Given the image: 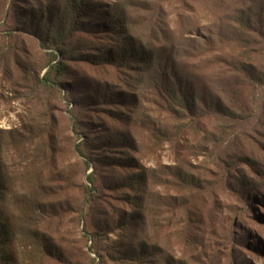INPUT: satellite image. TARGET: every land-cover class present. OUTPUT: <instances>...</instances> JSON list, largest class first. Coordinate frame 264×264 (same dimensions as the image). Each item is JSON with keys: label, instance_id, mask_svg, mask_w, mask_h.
Returning a JSON list of instances; mask_svg holds the SVG:
<instances>
[{"label": "rangeland", "instance_id": "rangeland-1", "mask_svg": "<svg viewBox=\"0 0 264 264\" xmlns=\"http://www.w3.org/2000/svg\"><path fill=\"white\" fill-rule=\"evenodd\" d=\"M96 1H123L132 13L145 8L143 0ZM42 4L49 5L47 0H0V129L24 135L16 150L7 152L19 192L27 189L29 199L39 196L47 203L41 227L52 238L56 257L41 254L39 264H131L107 256L122 235L133 246L156 245L164 252L149 258L154 260L150 264H157L155 260L168 264L164 256L184 264H210L213 257L215 264H229L232 252L242 264H264V89L244 84L226 68L243 52L231 38L224 43L208 41V51L203 50L211 27L233 7L256 4L260 10L264 0L165 2L171 32L185 30L183 38L192 40L190 44L180 40L188 55L187 68L205 80L213 79L212 87L228 80L223 96L241 118L238 124L206 117L197 126L170 114L148 83L138 84L133 77L132 82L131 73L106 64H91L94 58L87 61L78 50L87 45L94 57L102 47L108 50L107 40L68 38L69 53L57 86L36 85L35 78L48 70L47 53L53 50L34 36L13 30L21 27L25 9ZM39 26L32 28L38 32ZM9 30L13 37L7 36ZM55 53L62 57L61 51ZM255 58L264 71V53L259 51ZM129 81L138 89L134 91L133 84L127 87ZM119 93L126 98L123 106L121 99H110ZM131 94L141 98L139 104L129 105ZM148 128L171 132L169 141ZM32 130L37 135H30ZM242 130L250 134L244 137ZM129 139H134L132 146ZM108 141L115 144L112 151L104 147ZM240 156L256 160L259 173L238 163ZM108 164L111 167H105ZM236 171L253 178L255 189L249 195L228 184ZM89 174L95 181L92 186L87 183ZM125 214L139 216L140 221L135 230L123 234L117 217ZM191 214L194 223L188 233L192 240L197 238V245L186 246L182 230Z\"/></svg>", "mask_w": 264, "mask_h": 264}, {"label": "trees", "instance_id": "trees-1", "mask_svg": "<svg viewBox=\"0 0 264 264\" xmlns=\"http://www.w3.org/2000/svg\"><path fill=\"white\" fill-rule=\"evenodd\" d=\"M47 1L48 6L43 7L42 4L36 8L25 9L24 15L20 16L21 27L17 26L13 30L32 35L42 45L48 44L47 47L53 50L47 53L48 61L45 68L48 70L41 78L40 76L35 78L36 85L48 88L57 86L58 79L64 72L63 62L69 53L66 50V40L70 37L86 35L92 42L107 40L110 45L108 50L104 47L99 49L94 57L88 54L91 51L89 46H80L78 50L84 53L83 57L87 61L94 58V61L89 63L106 64L116 71L131 73L130 81L132 82L133 77L138 79V84L148 83V87H153L165 102L168 112L178 116L180 120L193 122L192 124L196 126L201 119L206 117L231 119V123H240L241 118L236 109L230 107L223 96L228 80L218 85L217 88L212 87L211 84L215 83L213 79L205 80V77L194 73L192 68H187L189 66L186 60L188 55L181 47L180 40L189 44L192 40L183 38L185 30L184 32L182 30L171 32L165 22L167 13L164 4L167 0H143L145 8L136 9L140 13L136 11L132 13L133 11L128 10L123 1L103 4L96 0H60L57 5L52 3L53 0ZM249 1L252 2V0ZM255 6L250 4L245 7H233L224 20H220L219 24L211 27L209 31L212 35L205 38L207 44L204 45L203 50L208 51V41L209 43L213 40L224 43L231 38L234 44L240 45L243 52L239 53L240 58L232 57L226 63V68L235 72L244 84L255 89L258 87L264 89V71L255 61L259 51L264 53V41L257 38L264 37L262 21L264 7L258 10ZM36 23H41L38 32L32 28ZM13 31L9 30L7 36L13 37ZM56 50L61 51V58L55 53ZM220 70H223V67ZM130 81L127 86L129 88L132 84L135 85ZM132 89L135 91L138 88L135 85ZM114 96L121 99L120 105L123 106V101L126 100L123 94L113 95L110 99L113 100ZM129 99V105L135 106L140 103L141 98L131 94ZM110 103L115 105L114 102ZM243 107L245 111L249 109L246 106ZM130 111L133 110L130 109ZM148 130L153 131L152 135L155 137L163 135V139L169 141L168 137L171 132L162 133L160 129L155 128H148ZM252 131L255 134L258 133L255 126L252 127ZM13 132L0 129V264H39L38 260L42 256L56 257L52 238L41 227V221L45 219L41 218V215L47 203H42L39 196L29 199L27 189L22 188L23 190L19 192L17 188L14 180L16 173L14 175L12 168L10 169L7 152L9 149L16 150L15 146L22 141L24 135L19 132V135L15 136ZM241 133L244 137L250 134L249 130H242ZM29 134L37 135L35 130ZM47 140L49 144V137ZM128 141H123L122 144L127 145L128 143L132 146L135 143L134 139ZM112 145L115 144L108 141L104 147L111 150ZM75 149L79 155H83L79 145L75 146ZM237 162L259 173L256 170L258 167L256 160L248 156H240ZM105 167L108 168L111 165L108 164ZM238 171L233 173L232 184L231 181L228 184L231 187L233 185L237 191H241V194L249 195L255 189L254 180L253 178L247 179L246 174L242 176ZM94 182L93 175L89 174L87 176L88 185L92 186ZM87 189L91 192L90 188ZM192 216V214L189 215L187 229L182 230V236H184L182 241L186 246L197 245V242H194L197 238L193 237L192 240L189 234L191 224L194 223ZM135 217L138 218L129 214L117 217L118 220H122L117 227L121 233L125 234V231L130 232L133 228V230L137 228L139 225L137 221H140V218ZM179 220L183 222V219L179 218ZM121 237L107 252L109 258H118L131 264H150V261L154 260H149V258L164 254L156 245L148 247L146 244L139 243L133 246L130 241L126 240V235ZM164 257L168 264H184L181 260L176 261ZM229 260V264H242V260L236 259L233 252ZM213 261L215 262L214 257ZM213 261L210 264H213ZM155 262L161 264L160 260L159 262L155 260Z\"/></svg>", "mask_w": 264, "mask_h": 264}]
</instances>
